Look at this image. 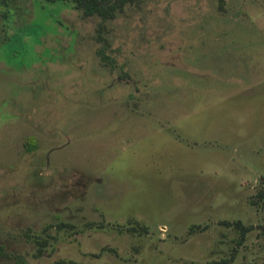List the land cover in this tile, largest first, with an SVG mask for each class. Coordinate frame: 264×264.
Here are the masks:
<instances>
[{
    "label": "rangeland",
    "instance_id": "374dc122",
    "mask_svg": "<svg viewBox=\"0 0 264 264\" xmlns=\"http://www.w3.org/2000/svg\"><path fill=\"white\" fill-rule=\"evenodd\" d=\"M14 1L0 264L264 262V0Z\"/></svg>",
    "mask_w": 264,
    "mask_h": 264
},
{
    "label": "trees",
    "instance_id": "16d2710c",
    "mask_svg": "<svg viewBox=\"0 0 264 264\" xmlns=\"http://www.w3.org/2000/svg\"><path fill=\"white\" fill-rule=\"evenodd\" d=\"M36 1H37L38 5H42L43 1H45V2L57 1L61 4L59 9L61 8V6H68V7L74 8V9H79L82 15L97 14L101 17H109V16H112L114 11L116 9H119L122 6V4L127 0H36ZM1 3L5 7H4V9H2V11L0 10V21H1V18L7 19L8 16L11 17L12 12L16 11V10H14L15 7L16 8L19 7V12L22 15H24V14L28 15L29 14L30 9H28V7L26 5L17 6V4L15 3L14 0H0V4ZM53 20L58 25H63L68 29H72L61 19L59 14H56L55 17L53 18ZM0 24H1V22H0ZM20 30H22V29H19V31L17 32L18 37H22V35H23V31H21L22 33L19 34ZM2 31H3V27H2ZM75 33H76V31H75ZM3 35H4V33H3ZM3 35L1 37V39L3 38ZM28 145H30L29 147H31V145H32V137H30V136L28 137ZM262 193H263V190H261V189L258 190L257 197L261 196ZM255 199L256 198H252L251 202H255L256 201ZM220 221L226 225H231V226H233L239 230V235L236 238L237 242H239L243 238L245 231L252 227L251 224H245L239 218L221 219ZM191 225L193 226V224H190L189 226L191 227ZM260 225L264 229V221ZM230 255L232 256V253H230ZM225 261H226V259L221 260V262H225ZM251 264H256V263H251ZM260 264H264V262H262Z\"/></svg>",
    "mask_w": 264,
    "mask_h": 264
}]
</instances>
